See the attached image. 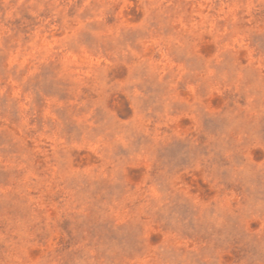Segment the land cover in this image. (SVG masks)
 <instances>
[{
  "label": "rangeland",
  "instance_id": "374dc122",
  "mask_svg": "<svg viewBox=\"0 0 264 264\" xmlns=\"http://www.w3.org/2000/svg\"><path fill=\"white\" fill-rule=\"evenodd\" d=\"M0 264H264V0H0Z\"/></svg>",
  "mask_w": 264,
  "mask_h": 264
}]
</instances>
